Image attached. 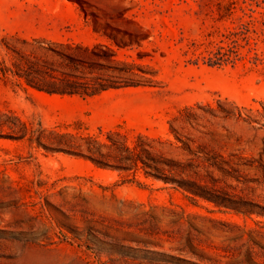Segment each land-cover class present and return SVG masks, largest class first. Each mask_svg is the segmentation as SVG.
I'll return each mask as SVG.
<instances>
[{
  "label": "rangeland",
  "instance_id": "rangeland-1",
  "mask_svg": "<svg viewBox=\"0 0 264 264\" xmlns=\"http://www.w3.org/2000/svg\"><path fill=\"white\" fill-rule=\"evenodd\" d=\"M0 264H264V0H0Z\"/></svg>",
  "mask_w": 264,
  "mask_h": 264
},
{
  "label": "trees",
  "instance_id": "trees-1",
  "mask_svg": "<svg viewBox=\"0 0 264 264\" xmlns=\"http://www.w3.org/2000/svg\"><path fill=\"white\" fill-rule=\"evenodd\" d=\"M233 35V34H232ZM231 35V36H232ZM234 44L235 41H232ZM232 53H237L235 50V46L231 47L229 46L228 49L224 47H219V49L211 53L210 56L207 58V61L210 65H220L223 62L229 61L231 59V54ZM255 58L258 59V55H255ZM26 81L29 86L36 88L40 91H46L49 94H54V93H60V94H79L81 96H94L98 94L99 92L107 90L109 87L107 86H101L100 88L98 87H90L89 85L86 86H77L75 84H65V86H47L44 84H39L36 83L34 80L29 78V76H26Z\"/></svg>",
  "mask_w": 264,
  "mask_h": 264
},
{
  "label": "bare ground",
  "instance_id": "bare-ground-1",
  "mask_svg": "<svg viewBox=\"0 0 264 264\" xmlns=\"http://www.w3.org/2000/svg\"><path fill=\"white\" fill-rule=\"evenodd\" d=\"M38 96H39V97H42V96H44V95H42V94H38Z\"/></svg>",
  "mask_w": 264,
  "mask_h": 264
}]
</instances>
